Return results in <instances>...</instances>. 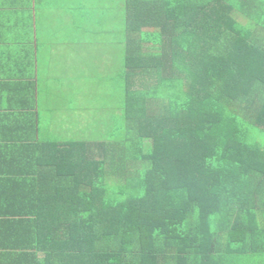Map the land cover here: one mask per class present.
I'll use <instances>...</instances> for the list:
<instances>
[{"label":"trees","instance_id":"obj_1","mask_svg":"<svg viewBox=\"0 0 264 264\" xmlns=\"http://www.w3.org/2000/svg\"><path fill=\"white\" fill-rule=\"evenodd\" d=\"M124 17L123 133L46 156L43 261L264 264V0H124Z\"/></svg>","mask_w":264,"mask_h":264},{"label":"crops","instance_id":"obj_2","mask_svg":"<svg viewBox=\"0 0 264 264\" xmlns=\"http://www.w3.org/2000/svg\"><path fill=\"white\" fill-rule=\"evenodd\" d=\"M51 1L0 0V264H45L49 232L46 217L35 214V179L46 156L82 126L58 117L67 111L49 100L44 66L65 42L60 33L86 29L89 11H79L78 24L75 9L52 11Z\"/></svg>","mask_w":264,"mask_h":264},{"label":"rangeland","instance_id":"obj_3","mask_svg":"<svg viewBox=\"0 0 264 264\" xmlns=\"http://www.w3.org/2000/svg\"><path fill=\"white\" fill-rule=\"evenodd\" d=\"M51 2L52 11L75 9L78 24L82 21L79 11H89V20L85 30L73 28L60 33L59 39L65 42L56 45L46 60L49 100L67 111L58 110V117H68L74 130L78 123L82 125L74 131L76 138L105 140L116 127L121 135L124 0Z\"/></svg>","mask_w":264,"mask_h":264}]
</instances>
